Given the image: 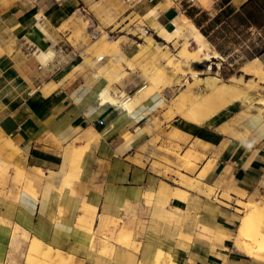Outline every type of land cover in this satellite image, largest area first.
<instances>
[{
	"label": "crops",
	"instance_id": "1",
	"mask_svg": "<svg viewBox=\"0 0 264 264\" xmlns=\"http://www.w3.org/2000/svg\"><path fill=\"white\" fill-rule=\"evenodd\" d=\"M246 1L133 0L130 11L144 16L155 8L144 27L157 35L155 23L171 29L193 22L190 15L236 13ZM79 6V0H0V139L15 152L12 163H0V264L15 255L17 230L30 264H69L68 256L72 264H101L103 238L96 230H109L119 220L125 226L102 264H264L231 239L242 215L240 195L264 208V110L240 117L247 105L237 101L183 129L179 119L160 118V134L154 119L162 96L153 94L137 104L130 121L114 124L119 111L102 99H121L110 86L119 93L131 89L99 76L89 57L81 56V42L69 41L73 28L61 29ZM121 47L126 58L134 54L128 41ZM108 56L117 57H102ZM111 59L100 65L110 71ZM236 103L241 110L231 108ZM161 144L180 147L182 155L191 149L185 166L200 156L193 173L182 170L195 188L155 165L165 156ZM72 147L83 150L80 178L72 185L75 173L63 188L72 160L66 148ZM84 204L97 208L93 243L77 224L93 211L85 214Z\"/></svg>",
	"mask_w": 264,
	"mask_h": 264
},
{
	"label": "rangeland",
	"instance_id": "2",
	"mask_svg": "<svg viewBox=\"0 0 264 264\" xmlns=\"http://www.w3.org/2000/svg\"><path fill=\"white\" fill-rule=\"evenodd\" d=\"M132 1L133 0H79V8H81L80 12L77 15L71 17L68 22H65L62 25L61 29L71 30V27L73 28L69 41L72 43V40L74 39L81 42V56L85 60L87 57H89L92 68L94 70L96 69L95 71L99 76H104L105 78H107L111 85L117 84L121 85L122 87L126 86L128 87L127 89H131L129 93L125 92V90L119 93L115 85L110 86V90L116 93V95L120 94L121 98H125L126 96L133 97L135 93L139 95L137 91L142 87L145 88L147 85L154 86V84H156V86L159 87H163L165 85L164 88L169 86L167 90H157L153 93L162 96L160 111L157 114V117L154 119L155 131L159 130L160 134L165 133V130L160 128V124H158L160 118H162L164 122L179 119V122H177L179 129H183L185 124L196 126L199 125L198 123L200 122L197 118H191V116L185 111H177L178 109L175 105V100L185 87L179 86V83L177 82H173L171 85L168 84V81L171 78L170 76H172V80H174L178 77L177 74L169 71V68L165 70L164 68L159 67L161 64L164 65L167 63L166 59L168 56H175L177 54L181 47V42L175 44L164 43V41L158 35L154 34L149 28L144 27V24L147 23L150 18L148 19L147 17H145V15L142 16L139 13H132L130 11ZM94 32L99 33V36H97V38H92L91 35ZM224 34H227V31H224ZM149 35L151 36V40L147 39ZM229 37L230 36L224 38L220 37L219 39V43H225L223 46L228 51V54L226 56L219 55L218 57L214 58L209 64V66H211L209 73L205 72L203 73V75H200L201 77L205 78L211 75L220 78L224 82H230V76L233 75L235 77H238L240 75H243L240 69L246 62L249 61V59L246 58L244 49H248L247 46L250 43L253 44V46L249 45V47H251L253 51H262L264 47V35L259 34L257 30L252 29L251 35L248 38L241 37V41L238 43L230 42L228 40ZM225 40H228V42L226 43ZM114 41L118 42L120 50H117L116 47L109 46ZM122 41H128L135 47L134 54L130 58H126L123 54V50L121 47ZM106 46L108 47V49L103 52L102 49ZM214 50L215 47H213L212 45L209 48V51L213 53ZM113 52L117 55V57L114 59H111L110 56L102 57ZM118 56L120 57V61H118L117 63ZM109 58L111 59L109 64L110 71L109 69H107V66L103 67L100 65V62H105V60ZM260 60L264 65V55ZM183 74H186L189 77L188 71H180V75L182 76L181 79L184 76ZM117 75L123 78L118 80ZM243 77L247 80L250 79V77L247 75H243ZM262 85L264 86V83ZM203 90L204 86L200 85L198 92L202 94L204 92ZM255 96L260 97L261 95L255 93ZM231 108H233L234 110H241L239 103L234 104ZM247 108H249L248 104ZM250 110L252 109L242 110L239 113V116L248 117L252 114V111ZM66 149H68L67 153L72 156L71 163H75L76 173H78V163L81 160L83 150H80L78 152V150L73 147ZM159 150L163 152L165 156H160L159 162L155 163V165L158 168L162 169L164 174L166 173L176 176V178H178L179 180V183L181 184H183L180 180L182 176L190 180V182L197 184L195 180H191L183 175L182 170L193 173L197 169V162L200 161V156L197 155L198 157L194 158L193 165L189 164L188 166H185L184 158L186 155L191 153V149L187 150L182 155V149L180 147L176 146L173 149L172 146L161 144ZM14 155L15 152L13 151V149L5 144V139H0V163L4 164V166L12 163L11 160ZM167 155H173L176 160H170ZM70 165L71 164H69V166ZM78 175V178L75 179L72 185L75 182L79 181L80 172ZM9 182L10 180H7L6 185L9 184ZM207 194L213 195L214 191L209 188ZM240 196L244 197V199L239 198L240 200L255 202L253 198L247 199L244 195ZM214 199L215 201H217L216 196H214ZM257 204L259 205V203ZM88 210H93L92 213L88 214L89 219H86L85 217H78L77 224H87V226H90L92 230H94V224L97 218V208L91 204H84V213L86 214ZM257 220L255 221V223L258 224H255V226L258 232L264 233V219L259 218ZM121 226H125V223H121L119 220L117 222V225H111V229L109 230L97 228L96 234L100 235L103 238L101 245V247L103 246V248H100L98 250L100 254L99 263H104V258L110 252V250L114 251L113 243L116 242V238L119 236V229ZM12 248L15 251V255L10 259L8 264H30L26 258V246L20 245L18 230L17 232H15L12 238ZM91 250L95 251L96 249H94V246H91ZM71 260L72 257L68 256L69 264H72ZM38 264L44 263L38 262Z\"/></svg>",
	"mask_w": 264,
	"mask_h": 264
},
{
	"label": "bare ground",
	"instance_id": "3",
	"mask_svg": "<svg viewBox=\"0 0 264 264\" xmlns=\"http://www.w3.org/2000/svg\"><path fill=\"white\" fill-rule=\"evenodd\" d=\"M155 11V8L150 10L145 14V17L148 19L153 17ZM152 22L155 23V21ZM154 28L157 35L164 43L175 44L181 42V47L177 54L175 56H168L166 59L167 63L159 66L165 70L169 68V71L177 74L178 77L174 80H172V76H170L171 78L168 84L171 85L173 82H177L179 86L185 87L175 100L177 111H185L191 118H197L200 123H203L232 103L241 101L249 105L247 109H252L250 110L252 111L251 115H261L262 110H264V86L262 85L264 83V65L259 58L249 60L240 69L243 75L250 77L249 80L245 79L243 75L238 77L233 75L230 76V82H224L220 78L211 75L203 78L200 75H203L205 72L209 73L211 67L209 64L214 58L219 56V53L215 50L213 53L209 51L212 45L194 23L186 19L176 22L171 29L163 28L156 23L154 24ZM147 39L151 40V36L149 35ZM109 46L116 47L117 50H119L117 41L112 42ZM106 49H108L107 46L102 49L103 52L106 51ZM118 61H120L119 56L117 58V63ZM180 71H188L189 77L183 74L184 76L181 79L182 76L180 75ZM200 85L204 86V92L202 94L198 92ZM164 87L165 85L163 87L156 86V84H154V86L147 85L142 92H138L139 95L136 94L133 97L126 96L121 99H115L105 94L102 101L104 104H109L113 109L119 111L118 118L114 124L120 125L132 119L135 107L139 102L152 95L155 91L163 90ZM255 93L261 96L256 97ZM70 164L66 174L63 173L64 178L61 181H64V185H62V187L68 186L73 179V175L76 173L75 163ZM180 180L183 185L194 187V183L190 182V180L185 177L182 176ZM222 196L227 200H231L228 193ZM196 199L197 198H195L194 201H197ZM236 203V205L240 207L242 215L240 218L239 230L231 237L234 246L248 256L264 259V233H259L255 226V224H258L255 223L257 219H264V208L253 201H243L239 199ZM80 224H78L79 228L87 231L91 243H93L95 236L94 230H92L90 226H87V224ZM217 237L222 239L226 236L218 235Z\"/></svg>",
	"mask_w": 264,
	"mask_h": 264
},
{
	"label": "trees",
	"instance_id": "4",
	"mask_svg": "<svg viewBox=\"0 0 264 264\" xmlns=\"http://www.w3.org/2000/svg\"><path fill=\"white\" fill-rule=\"evenodd\" d=\"M223 1L225 2V0ZM190 17L221 56H226L228 51L223 46L225 43H219L220 37L230 36L228 39L230 42L238 43L241 41V37L248 38L252 29H256L259 34L264 35V0H247L236 13L233 9H228L219 12L214 17H209L204 13L196 18L194 15H190ZM224 31H227V34H224ZM228 40L225 42L227 43ZM249 45L253 46L252 43ZM249 45L248 49H244L246 58L252 60L263 57L264 47L262 51H253Z\"/></svg>",
	"mask_w": 264,
	"mask_h": 264
},
{
	"label": "built area",
	"instance_id": "5",
	"mask_svg": "<svg viewBox=\"0 0 264 264\" xmlns=\"http://www.w3.org/2000/svg\"><path fill=\"white\" fill-rule=\"evenodd\" d=\"M91 36H92V38H97V36H99V33H97V32L95 33V32H94V33H92Z\"/></svg>",
	"mask_w": 264,
	"mask_h": 264
}]
</instances>
